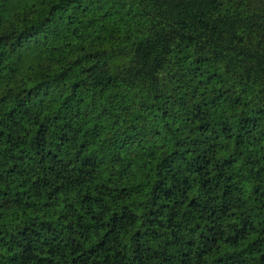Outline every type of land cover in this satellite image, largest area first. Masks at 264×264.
<instances>
[{
	"label": "trees",
	"instance_id": "trees-1",
	"mask_svg": "<svg viewBox=\"0 0 264 264\" xmlns=\"http://www.w3.org/2000/svg\"><path fill=\"white\" fill-rule=\"evenodd\" d=\"M0 264H264V0H0Z\"/></svg>",
	"mask_w": 264,
	"mask_h": 264
}]
</instances>
